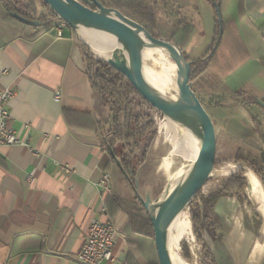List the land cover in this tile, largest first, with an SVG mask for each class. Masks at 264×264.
Here are the masks:
<instances>
[{
	"label": "crops",
	"instance_id": "crops-1",
	"mask_svg": "<svg viewBox=\"0 0 264 264\" xmlns=\"http://www.w3.org/2000/svg\"><path fill=\"white\" fill-rule=\"evenodd\" d=\"M171 1L184 18L173 42L190 60L216 52L208 72L220 83L212 94L233 97L245 91L264 101V0H216L225 33L214 50L212 2ZM5 3L0 0V90L15 93L7 103V124L25 144L0 149V264H79L74 257L95 219H109L114 226V260L106 264H159L152 225L143 219L131 224L119 202H138L140 196L112 170L102 128L107 108L92 90L84 40L70 28L56 37L39 25H16L5 16ZM213 109L223 136L259 147L264 156V108L254 107L261 119L258 130L234 102ZM60 165L71 171L63 173ZM245 170L244 192L252 208L229 196L219 199L213 218L222 235L221 244H214L217 264H264V187ZM105 172L110 183L103 189L99 180ZM253 214L259 217L257 233L245 226Z\"/></svg>",
	"mask_w": 264,
	"mask_h": 264
},
{
	"label": "trees",
	"instance_id": "trees-1",
	"mask_svg": "<svg viewBox=\"0 0 264 264\" xmlns=\"http://www.w3.org/2000/svg\"><path fill=\"white\" fill-rule=\"evenodd\" d=\"M86 6L96 9L91 0H79ZM105 7L115 8L121 13L129 16L133 20L140 23L153 36L168 41L174 40V32L176 28L184 22V18H179L172 25L161 24L158 14L160 9L172 10L173 3L171 0H96ZM216 0H210L214 4ZM47 6V5H46ZM5 16L9 13L17 12L24 17L40 22L36 3L28 0L23 8L10 7V4H4ZM50 19L46 26H42V30L51 31L54 20L59 19L58 16L48 8ZM35 13V15L33 14ZM33 14L34 16H30ZM172 15H178V11H174ZM10 17V16H9ZM16 25H23L20 21L9 18ZM53 19V21H52ZM41 25V24H40ZM39 25V26H40ZM221 38L225 33V25L221 24ZM219 35L218 21L216 24V38L212 44L211 50L217 44ZM86 71L93 92L99 96L103 105H108V114L104 119L102 128L104 131V143L110 149V163L115 175H121L126 181H132L135 176L136 167L144 160L147 153V146L153 137L158 136V126H162L161 115L144 100L133 88V86L118 73L109 63L100 58H95L91 49L86 43L81 42ZM212 55H204L199 60H191V74L189 82L193 88V82L200 74L208 71L207 62ZM208 76V72L206 73ZM211 78L214 79L213 75ZM234 104L242 106L249 114L253 126L258 130L261 126L259 115L254 112V107L264 108V101L259 98L248 95L245 91H236L233 93ZM200 100V99H199ZM202 103V102H201ZM221 106L218 105L217 107ZM261 134V133H260ZM259 134V135H260ZM262 138V135H260ZM218 138L219 154L216 158L215 167L218 164L226 163L227 167H221L225 174L215 180L208 179L204 187L200 189L188 206V214L191 230L195 238L200 242L203 256L206 264H217V258L214 252V244H221L222 235L218 232L213 218H218L216 208L219 199L223 196H235L237 201L244 202L248 200L245 189V177L243 178L244 168H250L254 175L260 180L264 187V156L262 149L259 147H250L243 141L231 137ZM264 138V136H263ZM121 143V147L116 144ZM225 157H220V155ZM118 159V163L113 159ZM212 175H214L212 173ZM224 175H229L225 177ZM217 176V175H216ZM215 176V177H216ZM131 177L130 179H128ZM239 178L236 185H231V179ZM133 185V184H132ZM138 197V196H137ZM201 202V206L198 204ZM119 202L127 210L131 216V224L135 219H143L151 225L148 214L143 207L141 201H125L119 199ZM258 219L257 214H253L252 219ZM245 226L257 233L259 228L256 225L250 226L248 218H245Z\"/></svg>",
	"mask_w": 264,
	"mask_h": 264
},
{
	"label": "water",
	"instance_id": "water-1",
	"mask_svg": "<svg viewBox=\"0 0 264 264\" xmlns=\"http://www.w3.org/2000/svg\"><path fill=\"white\" fill-rule=\"evenodd\" d=\"M42 1L60 20L66 22L68 27L74 30L77 35L76 27L78 25L114 34L118 41L123 44L127 56L123 54V50L116 48L113 49L108 59L103 60L125 77L136 92L162 117H179L184 113H190L197 118L200 124L202 131L201 146L183 182L176 186L163 199H160V195L152 199L148 193L143 198L139 197L153 227L158 262L159 264H172L166 245L168 228L182 210L188 209L189 204L198 191L213 176L212 172L217 156V132L215 125L189 82L191 60L188 54L173 41L153 36L137 21L115 8L103 6L96 0H91L96 9L84 5L79 0ZM213 5L219 26V38L222 23L220 9L217 2H214ZM9 15L21 23L30 26L40 25V22L28 19L17 12L11 11ZM78 37L82 40L79 35ZM83 42L86 43L85 41ZM87 46L91 49L88 44ZM142 46L167 50L174 55L172 60L175 63L176 102L168 103L157 97L147 85L142 74ZM109 151L113 157L111 149ZM113 159L118 163V159Z\"/></svg>",
	"mask_w": 264,
	"mask_h": 264
},
{
	"label": "bare ground",
	"instance_id": "bare-ground-1",
	"mask_svg": "<svg viewBox=\"0 0 264 264\" xmlns=\"http://www.w3.org/2000/svg\"><path fill=\"white\" fill-rule=\"evenodd\" d=\"M76 29H79L78 32H82L80 35L93 47L96 56L108 59L113 49L116 48L123 50V54L127 56L123 44L118 41L114 34L82 25H78ZM103 46H106L104 50L100 48ZM143 49V51L141 50V60L145 66H142V74L147 85L157 97L168 103L176 102L175 65L165 62V53L171 57L174 55L167 50L150 48L149 46H144ZM156 56L159 57V60L156 59ZM163 123L168 127L167 133L163 137V145L168 148V152L166 153L167 156L165 154L166 157L162 158V167L164 168L167 158L170 160L180 159L185 163L170 172L168 182L160 194V199L166 197L186 178L200 149L202 139L200 124L197 118L190 113H184L179 117L164 116ZM185 237L192 241L188 209L182 210L168 228L166 245L172 264H189L177 254L180 252V241Z\"/></svg>",
	"mask_w": 264,
	"mask_h": 264
},
{
	"label": "rangeland",
	"instance_id": "rangeland-1",
	"mask_svg": "<svg viewBox=\"0 0 264 264\" xmlns=\"http://www.w3.org/2000/svg\"><path fill=\"white\" fill-rule=\"evenodd\" d=\"M6 1L8 2L7 4H10V7H16V8H20V9L23 8L24 5H26L28 2V0H6ZM32 1H34L36 3V7H37V11H38L39 16H41V15L46 16V17H41V20H40L41 25L40 26H46L48 24L47 21H49V19L51 18L49 15L48 7L44 4V2L42 0H32ZM173 7H174V5L172 6V8ZM174 11H176L175 8H173L172 10H170V8L169 9H166V8L160 9L158 17H159L161 24L172 25L173 22H176L179 18H181L180 15L179 16L178 15L173 16L172 13ZM33 14L35 15V13H33ZM33 14H30V16H34ZM52 21H53V19H52ZM54 23H55V20H54ZM216 24H217V22H216ZM71 31L74 32V30H72V29H71ZM76 31H77L78 35L90 46V44L80 35L81 31L78 32L79 29H76ZM94 33H96V32H94ZM215 38H216V36H215ZM215 38H214V40H215ZM90 47L93 50V47L92 46H90ZM100 48L104 50L106 48V46H103ZM141 50L143 51L144 49L142 48ZM183 50L185 51V49H183ZM206 54H208L210 56L211 52L208 51V52H206ZM215 54H216V52H214V55ZM98 58H101V57L99 56ZM147 58H149V57H147ZM201 58H203V56ZM156 59L159 60V57H157ZM165 62L166 63L167 62L173 63L175 65L174 61L172 60V57L167 53H165ZM212 63H213V58L210 57L209 61L207 62V68L208 69L211 68ZM142 66H145V64L142 63ZM164 68L169 71V69H167L166 67H164ZM207 72L208 71H206V73ZM206 73L200 74L199 76H197L192 85H193L195 94L200 99V101L202 102L203 106L205 107V109L207 110V112L209 113L211 118H213L212 120H213V123L215 125L217 137L220 136V138H222V140H223V137H225V136H223V134H222V132H223L221 129L222 124H221V121H219V117L217 116L218 115L217 110H214L213 108L215 106H218V105H220L222 103H226V102L227 103L230 102V104H231L235 100H234V97H220V96H215L216 95L215 93L212 94V91L215 90V88L216 89L219 88L220 82L217 81L216 76H213L214 79L211 78V75H212L211 72H208V76H206ZM213 86H215V87H213ZM105 106L107 108V114H108V109H109L108 105H105ZM160 120H161L162 126H160V128L158 126L157 134H159V132H161V133L159 134L158 138H157V136H155L148 143L146 156H145L144 160H142L140 165H138L136 167L135 175H133V176H135L134 179L131 182L126 181L128 184H130L137 191V194H139V196L142 198L144 197V195L146 193H148L152 199L157 198L161 194L165 185L167 184L168 179H169L168 176H169L170 172L172 170L178 168L182 163H185L180 159L170 160L169 158H167L164 168L162 167V162H163L162 158H165L167 156L166 153L168 152V148L163 145L164 144L163 137L166 135L168 127H167V125L165 126V124L163 123V117L162 116H161ZM252 124H253V122H252ZM156 139H157V141H156ZM118 145L121 147V143L116 144L117 147H118ZM165 154H166V156H165ZM218 154H219V148H218V138H217V156H218ZM217 156H216V158H217ZM220 157H225V156L222 155V153H221ZM167 161H168V164H167ZM221 167L226 168L227 164L226 163L218 164L214 170L216 171V173L218 171H220V172L218 174H216L215 172H212L214 175L211 177V180H215L216 178H219V177H221V175L225 174V171L221 172ZM245 169L249 170L252 174H254L250 168L245 167ZM245 169L243 171V175H245V176H243V178L245 177L244 178L245 182H246L245 187H247V180H246L247 174H246ZM224 176L228 177L229 175H224ZM130 178L131 177H129L128 179H130ZM234 182L237 185L239 182V178L234 179ZM229 197L233 198L236 201V203L239 202L242 206L252 208V204H251V202H249V200L244 201V202H240V201H237L235 196H229ZM198 204L201 206L200 201H198ZM248 210H249V213H251L249 208H248ZM248 221H249V225L253 226V227L256 225L257 222H259V220L256 218L252 219L251 216L248 218ZM191 234L193 236L192 241L187 239L186 237L180 241V252L177 254L179 256H181L189 264H206V260L203 256L201 244L193 235L192 230H191Z\"/></svg>",
	"mask_w": 264,
	"mask_h": 264
},
{
	"label": "built area",
	"instance_id": "built-area-1",
	"mask_svg": "<svg viewBox=\"0 0 264 264\" xmlns=\"http://www.w3.org/2000/svg\"><path fill=\"white\" fill-rule=\"evenodd\" d=\"M69 28L63 20L57 19L52 31L56 37H62L64 30ZM12 89L0 90V149L3 147L25 144L8 126L9 111L8 101L14 96ZM53 100H59V92L53 94ZM63 173H69L68 165H60ZM32 177V173L29 178ZM110 183V174L105 172L99 180V185L106 189ZM114 226L111 220H92L89 224L85 239L76 253L74 260L79 264H106L113 261L111 248L114 244Z\"/></svg>",
	"mask_w": 264,
	"mask_h": 264
}]
</instances>
